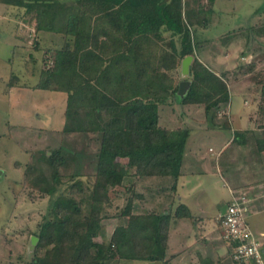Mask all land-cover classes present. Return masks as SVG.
Segmentation results:
<instances>
[{
	"label": "trees",
	"instance_id": "obj_1",
	"mask_svg": "<svg viewBox=\"0 0 264 264\" xmlns=\"http://www.w3.org/2000/svg\"><path fill=\"white\" fill-rule=\"evenodd\" d=\"M0 3L15 7L22 19L27 16L36 31L61 34L63 42L46 48L50 63L43 65L39 81L31 86L64 92L66 103L58 131L61 144L49 141L25 168V183L46 195L48 202L31 232L37 241L24 264H172L171 223L191 216L184 204L175 208L173 204L189 129L160 125L159 110L176 101L182 106L201 105L211 117L227 114L223 109L229 102L226 74L216 73L195 55L194 28H207L213 9L185 16L183 0ZM248 30L264 37V24ZM164 32L171 37L169 49L161 46ZM188 55L193 58L183 75L181 61ZM253 67L250 63L248 70ZM184 81L187 86L179 94ZM259 90L263 102L264 83ZM258 110L264 116V106ZM258 125L262 136L256 145L264 151V123ZM71 135L82 139L79 149L67 139ZM90 135L97 144L94 152L85 143ZM86 163L91 168L88 175ZM70 164V174L61 173ZM84 175L92 181L83 180ZM126 177L133 178L129 185H124ZM144 184L148 196L137 190ZM121 188L125 203L109 212L111 195ZM161 195L163 200L158 198ZM153 199H158L153 208L137 212L139 201ZM107 218L125 222L113 228L107 242L98 241L101 222ZM200 264L209 263L203 259Z\"/></svg>",
	"mask_w": 264,
	"mask_h": 264
},
{
	"label": "rangeland",
	"instance_id": "obj_2",
	"mask_svg": "<svg viewBox=\"0 0 264 264\" xmlns=\"http://www.w3.org/2000/svg\"><path fill=\"white\" fill-rule=\"evenodd\" d=\"M185 8V16L213 9L211 24L205 29L194 28L195 55L216 73L226 74L229 102L223 109L228 115L211 117L205 114L201 105L182 106L174 101L160 106L159 123L170 128L189 129L184 171H191L188 179L198 184L196 192L190 197L198 204L193 214L202 217L206 231L213 232L218 238L221 237V228L214 216L219 204H222L220 212H224L229 202L232 184L228 174L232 165L227 168L223 160L236 144L232 132V126L236 128V112L250 111L244 118V125H247V119L255 120V111L258 112L256 123H264V116L260 117L258 110L259 106H264L259 90L260 83H264V37L258 38L256 32L251 34L248 30L250 26L264 24V0H186ZM16 10L15 7L0 4V264H24L23 259L32 250L31 232L45 212L48 197L39 195L25 183L24 172L26 165L34 161L36 153L45 149L49 141H54L55 145L61 144L57 130L64 121L66 95L64 92L31 87L39 81L43 65L50 63L44 51L52 44L61 45L62 40H57L55 33L36 31L34 22H30L27 16L22 19V14L20 16ZM238 29L243 30L238 32ZM233 30L236 32L227 35ZM163 36L162 44L169 48L171 37L168 32ZM172 40L178 46V39ZM250 63L254 67L248 70ZM254 81H257L256 85ZM230 118L234 120L233 125L228 122L232 121ZM90 136L85 143L94 152L97 144L93 140L95 137ZM67 139L75 149L83 145L79 136L71 135ZM224 143L226 146L222 147ZM210 147L214 150L212 153L208 151ZM85 165L84 171L88 175L91 168L87 163ZM67 166L61 168V173L70 174L73 165ZM200 172H204L206 177L198 175ZM86 175L82 177L83 180L92 181ZM63 180L66 181V177ZM131 180L125 178L124 185H129ZM187 188L183 191H187ZM137 190L148 196L143 188ZM158 198L163 200L164 195ZM124 203L125 192L121 188L111 195L109 212L118 211ZM139 203L141 205L137 212L143 209L147 212L152 207L150 202ZM248 221L252 222L251 216ZM124 222V218L102 220L103 229L97 240L107 242L113 228ZM253 231L264 243V236ZM198 232L200 234L202 229H198ZM186 239L184 244L190 240L188 237ZM208 255V252H204L201 260ZM206 260L211 262L210 259ZM125 264L160 263L130 261Z\"/></svg>",
	"mask_w": 264,
	"mask_h": 264
},
{
	"label": "crops",
	"instance_id": "obj_3",
	"mask_svg": "<svg viewBox=\"0 0 264 264\" xmlns=\"http://www.w3.org/2000/svg\"><path fill=\"white\" fill-rule=\"evenodd\" d=\"M185 6L186 0H183L184 13L186 11ZM55 35L57 40H62L61 34L55 33ZM61 45L54 46L52 44L47 48L60 47ZM161 46L165 48L163 44H161ZM64 103H66V95ZM249 112L250 111H246L244 113H242L241 111L236 112V128L233 125L234 120L232 118H230L232 119V121L228 120V122L233 125L232 132L235 136L234 140L236 141V144L233 146L232 152H230L229 156L225 160H223L222 158V160L227 168L232 165L231 173L228 174L232 184L231 188H229V201L231 198L232 191L235 195H243L247 200L245 207L247 210V222L250 228L252 229V225V231L255 230L256 232H260L258 234L264 236V151H260L256 145V140L262 136V129L256 123V117L258 115V112L256 111L255 113H253V117L255 118V120L252 121L251 119H247V125H244V122L246 120L244 118L249 115ZM61 128L59 130H61ZM225 146L226 143H224L222 147ZM208 151L212 153L214 150L210 147ZM219 157L220 153L216 156V162L218 161ZM184 162L185 160L183 159L182 175L179 177L178 180L177 191L175 195L176 203L174 205V208L177 204L182 203L187 207L191 216L190 218L175 219V221L173 220V222L171 223L169 231V247L171 254L175 255L172 260V264H200L201 259L204 256V252H208L209 254L208 257H206V259L211 260L209 264H231L227 247L225 243L221 240V237L218 236L217 238L213 232L212 234L206 231V228L203 227L204 223H202V217L193 214L194 208H196L195 206H198V204L194 200L190 199V197L192 196V193L196 192L195 190L197 189L198 184H193L192 180L190 181V179H188L187 176L191 175L192 172L184 171ZM198 175L206 177L204 172H200ZM126 178L133 179L131 177ZM148 183L147 181L145 182V184ZM145 184L142 185V187L140 188H143L145 190ZM184 188H187V191H183ZM153 200L144 202H150L152 204L151 208H153L155 202H157L158 199ZM221 205L222 204L218 205V212L214 216L215 220L217 214L220 213V208L222 207ZM138 212L145 213L144 209ZM250 216L252 219L251 223L248 221ZM193 224L195 228L193 227ZM253 224H255L256 228ZM198 229H202V232H200V234L198 232ZM186 237L190 238V240L189 242L184 244V241L187 240Z\"/></svg>",
	"mask_w": 264,
	"mask_h": 264
},
{
	"label": "built area",
	"instance_id": "obj_4",
	"mask_svg": "<svg viewBox=\"0 0 264 264\" xmlns=\"http://www.w3.org/2000/svg\"><path fill=\"white\" fill-rule=\"evenodd\" d=\"M246 198L231 192L224 212L216 216L231 264H264V243L247 222Z\"/></svg>",
	"mask_w": 264,
	"mask_h": 264
},
{
	"label": "water",
	"instance_id": "obj_5",
	"mask_svg": "<svg viewBox=\"0 0 264 264\" xmlns=\"http://www.w3.org/2000/svg\"><path fill=\"white\" fill-rule=\"evenodd\" d=\"M192 58L193 57L191 55H188V56H186L185 58L182 59V61H181V72H182L183 75L188 74L189 66H190V63L192 61ZM186 86H187V82L184 81V82L180 83L179 94H182L184 92ZM36 241H37V238L35 236H32V238H31V242H32V245H33V246H31L32 249H33Z\"/></svg>",
	"mask_w": 264,
	"mask_h": 264
}]
</instances>
